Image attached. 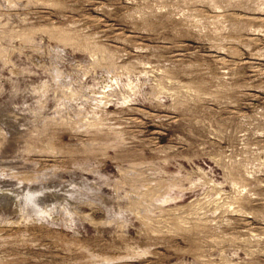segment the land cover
<instances>
[{"label": "rangeland", "instance_id": "rangeland-1", "mask_svg": "<svg viewBox=\"0 0 264 264\" xmlns=\"http://www.w3.org/2000/svg\"><path fill=\"white\" fill-rule=\"evenodd\" d=\"M0 264H264V0H0Z\"/></svg>", "mask_w": 264, "mask_h": 264}]
</instances>
